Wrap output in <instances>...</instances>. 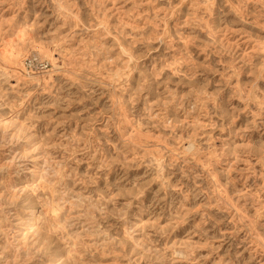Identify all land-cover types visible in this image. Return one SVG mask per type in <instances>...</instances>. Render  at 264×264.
<instances>
[{"label":"rangeland","instance_id":"rangeland-1","mask_svg":"<svg viewBox=\"0 0 264 264\" xmlns=\"http://www.w3.org/2000/svg\"><path fill=\"white\" fill-rule=\"evenodd\" d=\"M0 264H264V0H0Z\"/></svg>","mask_w":264,"mask_h":264},{"label":"built area","instance_id":"built-area-1","mask_svg":"<svg viewBox=\"0 0 264 264\" xmlns=\"http://www.w3.org/2000/svg\"><path fill=\"white\" fill-rule=\"evenodd\" d=\"M25 65L29 68H34L37 70H44L48 67L47 61L37 55L28 57L25 60Z\"/></svg>","mask_w":264,"mask_h":264},{"label":"bare ground","instance_id":"bare-ground-1","mask_svg":"<svg viewBox=\"0 0 264 264\" xmlns=\"http://www.w3.org/2000/svg\"><path fill=\"white\" fill-rule=\"evenodd\" d=\"M6 54V53H5ZM28 230V229H27ZM176 254V253H175Z\"/></svg>","mask_w":264,"mask_h":264}]
</instances>
